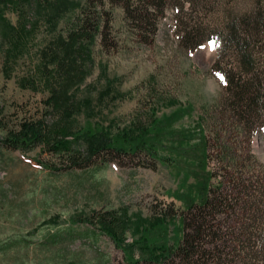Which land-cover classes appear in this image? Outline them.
I'll list each match as a JSON object with an SVG mask.
<instances>
[{
  "label": "rangeland",
  "instance_id": "1",
  "mask_svg": "<svg viewBox=\"0 0 264 264\" xmlns=\"http://www.w3.org/2000/svg\"><path fill=\"white\" fill-rule=\"evenodd\" d=\"M83 1L0 3V141L21 122L42 121L82 156L73 166L48 146L13 150L0 143V264H123L122 252L98 233L99 218L118 212V233L129 243L154 213L181 205L178 197L194 182L189 161L179 157L155 169L122 156L87 160L84 131L112 137L159 119L188 138L184 143H200L201 118L213 114L220 94L210 70L214 43L187 51L171 10L153 41L139 42L118 8L105 46L99 36L76 39L71 31ZM253 150L264 163L257 139Z\"/></svg>",
  "mask_w": 264,
  "mask_h": 264
},
{
  "label": "trees",
  "instance_id": "2",
  "mask_svg": "<svg viewBox=\"0 0 264 264\" xmlns=\"http://www.w3.org/2000/svg\"><path fill=\"white\" fill-rule=\"evenodd\" d=\"M42 1L35 0V6ZM228 2L84 0L74 19V38L99 36L105 46L118 8L136 40L151 43L160 20L171 10L182 47L192 51L206 41L215 46L210 70L219 80L220 94L213 114L201 118L200 143H184L188 138L159 119L112 137L91 128L84 131L91 141L87 160L122 156L145 160L152 169L177 157L189 161L186 173L194 182L187 183V192L178 197L183 203L176 207L171 202V209L154 213V221L138 230L137 239L127 243L121 237L117 229L122 222L118 224L114 209L99 218L98 233L122 252L123 264H264V163L253 150L256 139L264 149V0ZM0 3L30 6V0ZM188 19H194L193 25ZM51 133L42 121H24L5 132L0 143L13 150L48 146L49 152L66 155L75 166L81 153L71 148L69 140Z\"/></svg>",
  "mask_w": 264,
  "mask_h": 264
}]
</instances>
